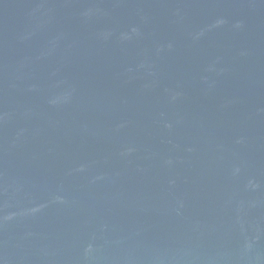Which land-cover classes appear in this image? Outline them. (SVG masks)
<instances>
[{"label":"water","instance_id":"obj_1","mask_svg":"<svg viewBox=\"0 0 264 264\" xmlns=\"http://www.w3.org/2000/svg\"><path fill=\"white\" fill-rule=\"evenodd\" d=\"M0 264H264V0H0Z\"/></svg>","mask_w":264,"mask_h":264}]
</instances>
